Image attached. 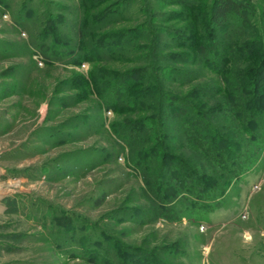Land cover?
Segmentation results:
<instances>
[{
  "label": "rangeland",
  "instance_id": "obj_1",
  "mask_svg": "<svg viewBox=\"0 0 264 264\" xmlns=\"http://www.w3.org/2000/svg\"><path fill=\"white\" fill-rule=\"evenodd\" d=\"M85 1L0 0V264H105V252L110 264H144L150 257L158 264H264V133L257 141L241 127L238 133L224 132L234 144L239 135L243 139L237 149V175L216 166V174L222 172L219 177L226 181L207 191L212 199L195 203L190 201L192 195L178 194L175 200L159 204L144 181L147 175L132 161L135 149L139 153L154 143L142 138L146 124L132 128L138 145H129L112 129V122L136 121L154 113L155 102L140 110L127 103H120V110L107 108L83 84L84 76L97 65L119 72L155 66L150 55L143 56L144 48L134 47L149 43L153 32L126 46L123 55L106 59L75 62L44 52L54 35L67 45L81 42L79 30L88 15ZM131 1L125 14L133 17L115 15L100 30L133 27L151 13L149 22L156 31L189 22L182 0ZM244 1L249 6L243 35L255 39L264 29V0ZM103 5L95 4L90 12ZM236 8L222 0L220 13L224 10L225 15L215 27L221 30L225 22L237 21ZM159 34L168 41L159 50L164 64L190 69L184 73L187 82L166 80L164 88L183 96L197 110L206 107L200 100L210 106L214 97L188 90L218 81L220 75L195 59L174 60L170 53H193L194 43L191 49L175 46L168 34L162 30ZM154 69L147 77L161 75ZM164 113L171 124L165 132L177 136L181 130L185 135L189 132L187 120L172 115L169 104L164 105ZM156 126L152 122L149 128L156 132ZM163 137L157 149L164 145ZM183 141L170 138L168 143L175 145L169 149L193 167L189 157L195 148ZM153 155L149 158L153 174L159 178L164 169L170 175L175 165L161 164ZM194 170L202 172L198 167ZM62 217L70 219L72 232H65ZM85 237L89 241L84 247L79 241ZM64 238L66 243L61 242ZM91 250L98 257H91Z\"/></svg>",
  "mask_w": 264,
  "mask_h": 264
},
{
  "label": "trees",
  "instance_id": "obj_2",
  "mask_svg": "<svg viewBox=\"0 0 264 264\" xmlns=\"http://www.w3.org/2000/svg\"><path fill=\"white\" fill-rule=\"evenodd\" d=\"M147 1L149 2V0H144V3L147 4ZM229 1L232 7H237L235 10L240 13V18L233 23L225 22L221 30L215 26L222 20V14L225 15L224 10L220 13L222 0H212L209 5L206 0H182L183 4L188 7V11H184L185 16L186 18L190 16L189 24L187 23L184 27L167 25L166 27H159V30L156 31L149 22L153 18L151 13L147 20L142 18L133 27L107 31L100 30V28L109 24L113 20V16L133 17L125 14L132 1L87 0L85 7L88 8H86L88 15L84 19L83 24L85 25L79 30L81 42L76 43V47L67 45L66 42L61 41L60 37L54 35L53 40L44 51H47V54L51 55L52 58L67 57L68 60L75 62L106 59L114 55H123L122 51L126 49V46L135 40L142 39L147 32L149 34L153 32L149 43L146 45L145 43H137L134 47L140 46L142 47L141 50L144 48L143 56L148 57L150 55L155 66L152 64L136 66L119 72L97 65L89 71L87 77L84 76L83 84L87 85L90 92L93 91L97 94L102 106L107 108H119L120 110L122 108L120 103H127L129 105H126L127 107L140 110L150 102H155L156 111L154 113L141 115L136 121L112 122V129L118 137L124 139L129 145L131 143L138 145L140 140L132 137L134 136L131 134L132 128L139 125L142 127L146 124L147 129L143 132L142 138L145 140L147 138L148 141L153 139L154 143L143 147L139 153L134 148L137 154L132 156V161L142 169L143 175H147L144 181L154 194V198L159 197L161 200L159 204L175 200L178 194L192 195L190 201L195 203V200L199 199L203 201L212 199L207 197V191L211 190L213 186L220 187L226 181V179L221 180L219 177L222 172L219 175L216 174V166L224 169L231 176L237 175L235 165L238 164L237 159L240 157V152L237 149L242 147L243 139L239 135L234 144L224 132L230 129L237 132L241 127L248 132L252 139L257 141L261 140V135L264 133V29L263 31L261 29V33L255 39L244 37L243 34L247 29L246 24H248L245 17L246 6L249 3L244 0ZM101 2L104 4L101 9L90 12L95 4ZM202 7L204 9L206 7L207 10L205 11ZM140 10H142V6ZM161 18L165 20V17L162 16ZM161 30L168 34L167 37L171 44H175V46L191 49L194 43L196 51L194 50L193 53L185 51L170 53L174 60L192 63L195 59L201 61L202 65L206 64L209 70L215 74L220 75L221 79L219 80L221 81L213 80L210 84L202 82L198 85H192L188 90L191 94L214 97L216 101L210 106L206 105L205 100H200V105L206 107L197 110L198 107H194V104L188 102L183 96L164 88V83L172 80L181 81V83L187 82L188 76L184 73H189L190 69L179 68L170 63L169 65L164 64L163 55L159 50L168 41L159 34ZM155 67L160 70L161 75L159 77H147L154 72ZM124 94L126 95L124 96ZM217 95L220 97H216ZM166 104L171 106L172 115L187 120L186 127H189L190 130L186 135L183 130L179 132L178 136L164 131L165 129L169 130L171 125L169 120L165 118L164 105ZM152 122H156V127L159 126L156 132H152L153 129L149 128ZM164 125L165 127H163ZM160 136L164 139L165 147L160 145L157 149ZM131 137L132 139H130ZM170 138L175 139L179 144L184 143V139L185 144L195 148V154H190L189 157L191 164H194L193 167L169 149L171 144L175 145V142L168 143ZM154 153L161 164L168 162L171 167L175 165L172 167L170 175H165L164 169L162 172L159 171V178L153 174L151 171L152 160L149 158L154 157ZM197 167L202 170L200 174L194 170ZM151 182L153 188L150 186ZM157 190H160V193ZM203 204L205 205V203ZM70 222L69 218L62 217L60 224L64 226L66 233L73 231ZM66 239L64 238L61 242L66 243ZM86 241H89V238L85 237L79 242L85 247ZM102 250L106 251L108 247ZM89 253L92 254L90 256L93 258L98 257L93 251ZM106 254V252L103 254L104 263L110 264L111 261ZM144 264L158 263L156 259L150 257Z\"/></svg>",
  "mask_w": 264,
  "mask_h": 264
}]
</instances>
